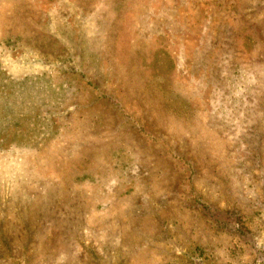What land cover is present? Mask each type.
<instances>
[{"label": "rangeland", "instance_id": "1", "mask_svg": "<svg viewBox=\"0 0 264 264\" xmlns=\"http://www.w3.org/2000/svg\"><path fill=\"white\" fill-rule=\"evenodd\" d=\"M0 264H264V0H0Z\"/></svg>", "mask_w": 264, "mask_h": 264}]
</instances>
